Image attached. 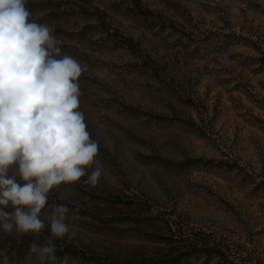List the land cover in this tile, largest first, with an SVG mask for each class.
Here are the masks:
<instances>
[{"label": "rangeland", "instance_id": "1", "mask_svg": "<svg viewBox=\"0 0 264 264\" xmlns=\"http://www.w3.org/2000/svg\"><path fill=\"white\" fill-rule=\"evenodd\" d=\"M26 8L53 29L57 58L81 65L79 110L99 145L86 169H102L99 183L86 175L59 185L41 213L47 224L53 205L71 209L69 234L54 239L76 249L68 264L172 252L185 255L182 264H264V0H27ZM109 197L152 204L177 226L158 229L166 243H150L154 230L119 222L125 206L93 200ZM26 235L0 230L10 264H40L14 254ZM49 236L45 228L38 238ZM196 243L214 252L186 254Z\"/></svg>", "mask_w": 264, "mask_h": 264}, {"label": "clouds", "instance_id": "2", "mask_svg": "<svg viewBox=\"0 0 264 264\" xmlns=\"http://www.w3.org/2000/svg\"><path fill=\"white\" fill-rule=\"evenodd\" d=\"M26 2L0 0V230L38 237L48 228L45 243L29 245V255L47 264L56 260L54 239L69 234L71 212L53 205L46 224L41 213L49 193L86 175L85 182L95 186L102 169L86 173L99 145L79 110L82 67L72 56L57 58L61 50L53 29L29 20ZM0 264H10L4 250Z\"/></svg>", "mask_w": 264, "mask_h": 264}, {"label": "trees", "instance_id": "3", "mask_svg": "<svg viewBox=\"0 0 264 264\" xmlns=\"http://www.w3.org/2000/svg\"><path fill=\"white\" fill-rule=\"evenodd\" d=\"M166 167L175 166L173 163H162ZM94 201H101L106 206L109 205H116L121 204L126 207V211L122 217L119 220L120 223H123L124 225H134L141 229H147L150 231H153L155 233L153 234H147L145 235L146 240L150 243H156V244H163L168 241V238L165 237V235H162L159 233L160 228H162L163 234L166 233H172L173 226H177V224L174 221L167 220L163 217H161V213L157 212L155 213V207L152 204L147 203V205H144L143 203L139 201H131L130 203L125 204L122 201H116V199H113L112 197L109 198H99V199H93ZM58 205H64L63 203H58ZM167 230H166V228ZM140 229V232H142ZM159 229V230H158ZM180 231L174 232V235L179 233ZM180 235L183 236L182 233ZM35 240L37 244H43L45 243L44 240H41L38 237H34L32 235H26L19 240L14 242V246H16V249L14 250V254L18 260L25 259L29 256V245L32 243V241ZM198 243L195 244L193 249H189L186 254H200L201 252L209 254L208 252H214V249H208L206 251L198 250L197 247ZM57 251L55 253L56 260H63L65 257L69 258V261H73V256H77L76 249L73 250L71 247L68 246H56ZM212 253L209 254L211 256ZM35 257L34 255H31ZM219 258L223 257V255H220ZM86 258V255L83 256V259ZM185 260V255L182 253H159V254H153L150 256H144L143 258L136 260L133 263H118V264H182V262Z\"/></svg>", "mask_w": 264, "mask_h": 264}]
</instances>
